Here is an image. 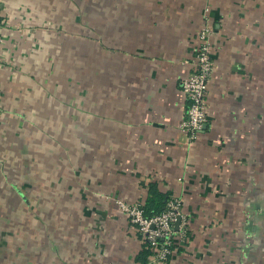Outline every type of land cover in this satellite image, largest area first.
Returning <instances> with one entry per match:
<instances>
[{"label": "crops", "instance_id": "obj_1", "mask_svg": "<svg viewBox=\"0 0 264 264\" xmlns=\"http://www.w3.org/2000/svg\"><path fill=\"white\" fill-rule=\"evenodd\" d=\"M115 4L92 32L97 18L76 20L72 0H0V248L22 234L35 264H193L201 219L229 183H243L241 150L230 142L252 76L245 41L257 38L264 52V0ZM204 24L207 123L189 140L179 128L181 80L194 69ZM44 179L56 186L52 200L83 202L82 223L63 225L58 209L12 216L11 201L22 199L12 187L40 200ZM150 186L179 197L188 214L187 239L176 238L161 262L140 258L146 244L117 204L143 205Z\"/></svg>", "mask_w": 264, "mask_h": 264}, {"label": "rangeland", "instance_id": "obj_2", "mask_svg": "<svg viewBox=\"0 0 264 264\" xmlns=\"http://www.w3.org/2000/svg\"><path fill=\"white\" fill-rule=\"evenodd\" d=\"M72 1L74 9L71 12L76 20L80 17L97 18V24H94L92 32H96L98 28L99 17L104 15L113 17L115 6H118L115 4V0ZM250 36L252 35L250 34ZM96 41H98V37ZM258 42L257 38L256 40L251 39L245 41L243 46L247 52L250 50L252 62L251 66L248 65L247 68L252 76L240 97L241 107L235 108L232 129L236 135L233 136L236 142H230L234 149L241 150V162L238 153H236V159L244 165L242 170L236 167L235 169L236 172H243V183L238 184V179H234L232 184L229 183L228 193L220 198L217 196V199L213 201L212 209L214 211H210L213 215L209 217L207 214L201 219V230H203L201 234L205 237L195 245L193 264H264V52ZM259 114L261 117L258 116ZM44 181L40 200L35 199V194L32 195L33 192L30 190L32 196L23 197L19 187H12V192L15 191L16 196L22 198L18 201H11L14 211L12 216H20V220H24V217L28 219L29 216L22 214V217L20 212L23 209H28L33 213H36L35 210L38 209L46 211L55 209L56 213L58 209L57 220L63 225L74 222L82 223L83 217L79 211L81 212L83 209V202L80 199L74 200L67 197L66 194L67 201L52 200V196L56 194L51 191L56 186H53L48 179H44ZM39 187L33 183L28 189L37 188L40 190ZM59 192L63 195L61 189ZM75 198L78 196L76 195ZM68 210H73L74 214L71 216L72 213H70L67 216ZM62 211H65L64 213L67 211L66 215H62L60 213ZM15 217L11 219H17ZM48 220L49 218H43V224H48ZM37 222L38 219L33 223ZM10 236V248L7 250L0 248V264H25V260H27L26 264H35V258H32L29 251H26V256L23 254L28 241L24 240L20 243L23 238L22 234L19 235L14 231ZM28 248L33 254L31 246Z\"/></svg>", "mask_w": 264, "mask_h": 264}, {"label": "built area", "instance_id": "obj_3", "mask_svg": "<svg viewBox=\"0 0 264 264\" xmlns=\"http://www.w3.org/2000/svg\"><path fill=\"white\" fill-rule=\"evenodd\" d=\"M210 31V28L204 24L199 32L194 69L181 80V89L187 106L179 128L189 140L196 139L207 123L206 95L212 72L208 40ZM117 204L138 234L142 236L151 252L152 261H166L171 255L175 239L179 238L182 242L187 239L188 214L183 209L181 199L176 195L168 194L163 210L152 216L144 215L142 204H128L120 200ZM177 219H179V224L175 229Z\"/></svg>", "mask_w": 264, "mask_h": 264}, {"label": "trees", "instance_id": "obj_4", "mask_svg": "<svg viewBox=\"0 0 264 264\" xmlns=\"http://www.w3.org/2000/svg\"><path fill=\"white\" fill-rule=\"evenodd\" d=\"M168 196L167 193H162L159 190H157L154 186H150V196L146 199L145 203L143 204L144 208V215L145 216H152L154 214H157L163 210L164 202L166 197ZM150 250L148 246L146 245V248H144L141 252L140 258H143V260L146 258V256L150 255Z\"/></svg>", "mask_w": 264, "mask_h": 264}, {"label": "water", "instance_id": "obj_5", "mask_svg": "<svg viewBox=\"0 0 264 264\" xmlns=\"http://www.w3.org/2000/svg\"><path fill=\"white\" fill-rule=\"evenodd\" d=\"M178 224H179V219H177L175 222V229H177Z\"/></svg>", "mask_w": 264, "mask_h": 264}]
</instances>
